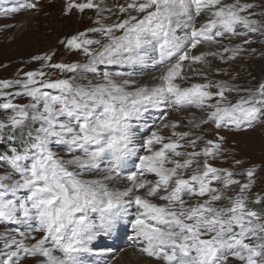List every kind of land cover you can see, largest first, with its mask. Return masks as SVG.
<instances>
[{
  "label": "snow or ice",
  "instance_id": "6c2138e0",
  "mask_svg": "<svg viewBox=\"0 0 264 264\" xmlns=\"http://www.w3.org/2000/svg\"><path fill=\"white\" fill-rule=\"evenodd\" d=\"M10 3L0 17L40 10ZM74 11L94 13L59 41L76 61L51 50L0 79V264H87L127 227L154 264H264V164L225 134L264 131V78L213 66L256 52L264 2L65 0Z\"/></svg>",
  "mask_w": 264,
  "mask_h": 264
},
{
  "label": "rangeland",
  "instance_id": "374dc122",
  "mask_svg": "<svg viewBox=\"0 0 264 264\" xmlns=\"http://www.w3.org/2000/svg\"><path fill=\"white\" fill-rule=\"evenodd\" d=\"M30 2L32 0H22V2L20 0H12V3L8 6ZM109 2V6H113L117 0H109ZM119 2L123 3V0H119ZM226 2H232V0H226ZM246 2H252V0H246ZM255 2L261 3L264 0H255ZM39 5L40 10L38 12L22 10L20 13L13 14L10 17H0V79H16L18 75H22L21 69L24 71L36 70L39 65L30 62L31 57L51 50L57 52L55 58L57 62H74L77 60L76 56L66 54L59 41L90 26L92 24L91 17L94 16V13L86 11L84 14H80L74 11L72 15L65 16V0H39ZM112 19L114 20L116 17ZM252 39L255 42L249 47L256 49L254 54L245 55L243 59L235 62L231 68L218 62H214L213 65L214 67L227 68L228 71L238 73L239 79L236 83L243 86H250L264 78V55H261V53H264V39H259L255 35ZM79 59L82 60L83 58ZM210 76L213 79L220 78L211 74ZM223 78L228 79V77ZM18 102L26 103L27 101L21 100ZM177 114L181 118L190 115V113L184 112ZM158 115V113L154 114L156 117ZM225 134L229 137L228 147L234 149L237 158L246 162L245 166L264 164V131L258 129L250 133ZM260 187L264 188V180L260 182ZM126 229L128 230L125 234L126 239L132 242L130 244L132 247H135L134 232L130 227ZM3 231V226H0V232ZM108 239L112 240L110 237ZM100 247L108 249V246L104 244ZM100 247L96 249H100ZM94 261L92 260V262Z\"/></svg>",
  "mask_w": 264,
  "mask_h": 264
},
{
  "label": "bare ground",
  "instance_id": "6f19581e",
  "mask_svg": "<svg viewBox=\"0 0 264 264\" xmlns=\"http://www.w3.org/2000/svg\"><path fill=\"white\" fill-rule=\"evenodd\" d=\"M20 1L22 2V0ZM106 3L107 5H110L109 0H106ZM155 74L156 72L154 70L148 69L146 74L139 76L138 79L142 83L149 82L151 80V77ZM169 117V119H182L177 113H172ZM156 119L157 117L153 115L152 121L155 122ZM127 232L128 230L124 228L121 229L119 233L110 237L113 240H109L108 237H106L101 242V245L103 246L104 244L105 246H108V249H102L101 247L100 249H95L97 254L89 258L87 264H98V262L99 264H154V262L151 261L150 258L146 257L138 251L137 245L135 247H132L130 245L132 242H129L125 236ZM92 260L95 261L92 262Z\"/></svg>",
  "mask_w": 264,
  "mask_h": 264
},
{
  "label": "trees",
  "instance_id": "16d2710c",
  "mask_svg": "<svg viewBox=\"0 0 264 264\" xmlns=\"http://www.w3.org/2000/svg\"><path fill=\"white\" fill-rule=\"evenodd\" d=\"M0 151H4V148H3V146H0Z\"/></svg>",
  "mask_w": 264,
  "mask_h": 264
}]
</instances>
